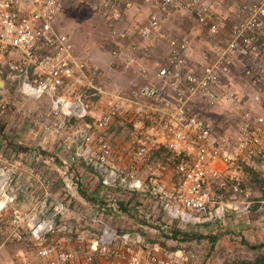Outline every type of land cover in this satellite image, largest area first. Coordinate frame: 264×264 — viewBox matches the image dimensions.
<instances>
[{
  "label": "built area",
  "instance_id": "1",
  "mask_svg": "<svg viewBox=\"0 0 264 264\" xmlns=\"http://www.w3.org/2000/svg\"><path fill=\"white\" fill-rule=\"evenodd\" d=\"M73 1L110 11L114 22L122 20L126 6L124 0ZM180 1L147 0L161 12L172 11ZM182 1L188 3L200 24L208 26L212 47L204 62L196 65L188 59L187 38L171 40L167 60L159 59L155 70L165 84L145 83L125 93L106 89L101 83L105 71L90 70L77 54L71 35L59 29L62 0H0V76L6 81L0 86V113L9 107L6 92L11 85H15V94L28 100L48 94L52 106L46 121L40 119L43 130L61 136L69 120H80V127L65 139L73 145L80 142L76 160L85 159L93 165L104 185L150 193L168 217L177 216L182 224L214 223L225 220L230 211L248 222L255 201L243 180L249 170L264 178V111L257 110L264 105V0H242L237 10L216 20L207 1ZM151 19L152 26L159 25L157 14ZM138 30L143 36L151 33L148 26ZM112 31L117 38L127 34L117 25ZM121 49L117 46L113 53L117 55ZM240 54L251 56L244 62L245 77L263 92L258 87L253 96L235 90L223 92L221 85L232 77ZM226 97L244 108L235 140L215 135L213 124L201 106L197 107L199 98L205 106L213 107ZM100 100L105 101L106 110L94 116ZM153 105L160 106L164 126L138 129L137 146L121 155L123 164L115 161L105 131L125 112L145 116ZM92 115L93 129L83 121ZM162 148L166 149L165 165L178 175L174 190L154 172L153 164L147 165L151 174H140V166ZM69 168L67 163L63 167L64 193L56 198L51 177L28 160L0 150V241L29 239L36 254V258L22 253L5 258L0 251V264H72L77 252L64 246L59 234L74 231L81 257L88 263L106 258L108 264H194L197 255L193 249L155 251L142 232L125 230L118 222L105 220L103 213H93L87 227L76 228L80 210L73 213V205L80 193ZM23 180L27 189L24 200L20 196ZM34 184L41 187V193L30 191ZM96 229L101 234L94 235Z\"/></svg>",
  "mask_w": 264,
  "mask_h": 264
},
{
  "label": "crops",
  "instance_id": "2",
  "mask_svg": "<svg viewBox=\"0 0 264 264\" xmlns=\"http://www.w3.org/2000/svg\"><path fill=\"white\" fill-rule=\"evenodd\" d=\"M73 3L70 4L69 2L64 3L63 5V13L58 17L57 26L60 29V24L64 25L65 23L61 21V18L64 14V10L66 8H79V7H87L94 10L91 12V16L88 17V21L92 24L93 27V35L89 34L86 36V41L90 39V46L85 47V51L82 52V48L80 46H75L77 54L82 58L85 59L89 65L90 70H94L100 68L105 70L106 77L104 78L102 84H104L105 88L110 91L119 90L125 93L130 92V90L135 87L145 83H157V84H165V81L160 80L156 77L155 70L157 68V61L159 59L167 60L168 52L170 48L171 40L177 39H185L187 38L189 41V48L187 50L188 59L193 64H202L204 62V56L207 51H209L212 47V44L208 37V26L200 24L196 18V25L195 27L198 28L193 29L190 31V24L185 27L187 30L182 29V21L185 19L183 14H179L178 12L172 13L170 12H161L159 8L147 2V0H124L126 2V6L124 7V15L120 22H117V27L119 26L121 30L127 33L128 38L125 39H118L116 36L113 35V31H110L111 42L118 43L120 45H124V48L121 49L122 52L117 54L115 58L111 55H108L107 52L105 53V43L103 47L93 46V43L97 40L94 33L95 26L100 25V29H104L102 26L101 21L98 19V16L109 15V19H112V14L110 11L103 10V9H94L92 6H81L76 4L73 0ZM70 1V2H71ZM104 0H100L102 2ZM207 1V0H205ZM209 1V0H208ZM232 0H210L209 4H212L213 16L214 20L225 17L232 11L231 2ZM63 3V0H62ZM103 3V2H102ZM129 3V4H127ZM177 7V6H175ZM236 8L235 10H237ZM153 14H157L159 16V25L152 26L151 25V18ZM77 19H80L79 15H74ZM187 19H185L186 21ZM184 21V22H185ZM189 21H187L188 23ZM104 23V22H103ZM186 23V22H185ZM114 24V21H113ZM112 26V23L110 24ZM139 26H148L151 30V33L147 36H143L139 33L138 27ZM113 29V28H112ZM83 28L76 27L75 31L77 33H81ZM84 31V30H83ZM71 35V32H69ZM72 38V36H71ZM127 41V42H125ZM107 47L109 41L106 40ZM149 54H147V51ZM134 54V57L131 56ZM251 59V56H245L244 54L237 55L235 60V69L233 72L232 77L225 80L226 82L221 85L223 92L224 90L230 89L229 87L234 86H243L245 93L248 96H253L257 93V89L259 88L257 85L251 83L246 77L244 73V62H248ZM240 81V82H239ZM243 81V82H242ZM247 84H246V83ZM258 87V88H257ZM260 89V88H259ZM262 91V89H260ZM263 92V91H262ZM264 93V92H263ZM16 94L10 93L9 99V107L4 113H0V119H4L6 121V127L4 128V133H0V150H3L7 153H11L12 155H16L23 160H28L33 165L37 166L41 172H43L46 176H49L53 180V196L59 197L64 193V185H63V173L62 169L64 165L67 163L69 166L71 164H77L76 160V148L80 146V142L73 144H69L63 135L57 136L52 134H47L42 126L41 121H46V114L50 113V109L52 106L51 98L48 97L49 103L39 107L37 105L36 108L44 109L46 112L43 111H35L36 114L29 113L26 117L24 112L26 109L23 105H21V100H16L13 98ZM19 95V94H17ZM16 95V96H17ZM42 99V98H41ZM28 100L32 103H40L41 100ZM264 99V98H263ZM224 101V98L219 99L218 103L213 106L215 111L211 110V112L204 114L207 119L213 124L215 135H226L234 140L237 138L238 134V127L233 125L231 119L239 120L243 115L244 108L242 106L240 110H238L239 115L235 112H228L226 116L229 117L228 121L230 123H225V112L220 107V103ZM149 104H153V102H147ZM204 100L203 98H199L197 101V107L201 106L202 112H205L203 109ZM260 105V104H259ZM153 109L149 110L147 115L136 116L134 115L133 111H127L124 114L118 116L112 126L105 131L103 134L106 140L110 143L113 149V159L120 164L123 162L120 160L122 154H127L131 152L137 145L135 144V136L138 133L137 130H146L151 128L152 126H157L159 128L164 126V121L162 120V111L159 109L160 106L153 105ZM218 106V109L217 107ZM258 106V105H257ZM209 107V106H208ZM211 107V106H210ZM33 108V107H31ZM257 108V107H256ZM13 109L15 113L13 112ZM106 110V105L104 100H100L97 107L93 111V115L101 114ZM259 111H264V105L260 108H257ZM28 111V110H27ZM22 113V114H21ZM19 114L20 117L18 120H15L14 115ZM93 115L90 117L91 122L88 119H84L85 123H88L89 127L93 129V122L94 117ZM39 116V119L36 117ZM74 122H78L79 126L75 127V130L78 129L81 125L80 120L78 119H71L67 123V126L64 128H68ZM34 130L33 128H36ZM63 130V131H64ZM74 130V131H75ZM73 131V132H74ZM63 133V132H62ZM71 135V134H70ZM10 141L13 144H16V147H11ZM36 153V154H35ZM35 154V156H34ZM152 154H155L157 157L158 162L162 172L160 173V177L164 184L170 189L174 190L178 182V175H176L175 169L165 165L166 159L163 157V152H157L155 150ZM162 156V158H161ZM32 157V158H31ZM85 161V159H84ZM87 165L90 163L85 161ZM143 165V164H142ZM92 166V165H91ZM124 166H128V162H124ZM221 167H223L221 165ZM81 172L87 170L89 173V168L86 169L83 166H80ZM142 166H140V174ZM144 173V171H142ZM252 173L248 171V174L243 180L244 186L248 188L253 184V180L251 179ZM26 181L23 180L20 184L21 188V199L24 200L26 197L27 189H25ZM58 183V185H57ZM253 188V187H252ZM249 189V188H248ZM30 191L41 193L42 189L37 184H34ZM80 199L83 205H85V210L89 213V217L92 216L93 210L85 201V199L81 196L77 197ZM77 199L75 201H77ZM258 201V200H257ZM77 209L79 210V206L74 204L73 205V212L76 214ZM151 209V206L148 208ZM148 210V211H149ZM150 212V211H149ZM148 212V213H149ZM79 213H83L80 210ZM147 213V216L149 214ZM80 215V214H79ZM78 215V216H79ZM87 216V215H86ZM233 213L232 211L229 212L227 218H232ZM106 217L107 221H112V223L119 221L117 224H123V221L120 218H112L110 215ZM103 216V218H105ZM226 219V218H225ZM223 220L217 221L214 223H206V224H215V223H222ZM124 225V224H123ZM225 225V224H223ZM220 225V226H223ZM231 226V224H228ZM125 227V226H124ZM125 230H133L136 232H142L144 237L147 239V243L149 245H154L153 248L155 251H163L164 247L159 244L158 242V230L154 227L150 226H143L139 225L133 221L130 222L129 226L125 227ZM97 232V233H96ZM101 234L100 230L94 232V235ZM7 244V243H6ZM6 244H2L0 241V251ZM182 247V245L180 246ZM70 248V247H69ZM195 251V250H194ZM2 252V251H1ZM199 257V256H198ZM107 260L106 258H98L95 261V264H105L104 261ZM77 259L72 263L75 264ZM107 264V263H106Z\"/></svg>",
  "mask_w": 264,
  "mask_h": 264
},
{
  "label": "rangeland",
  "instance_id": "3",
  "mask_svg": "<svg viewBox=\"0 0 264 264\" xmlns=\"http://www.w3.org/2000/svg\"><path fill=\"white\" fill-rule=\"evenodd\" d=\"M70 1L71 0H63V5L64 3H67V2L72 4L73 2L72 1L70 2ZM207 2L210 3V0L209 1L207 0ZM231 2L232 4L230 7H232V10H235L236 8L241 6L242 0H232ZM91 12H94V10L91 8H87V7L66 8L61 18V21H63L65 24L64 25L60 24V30L65 33L71 32L72 41L74 42L75 46L77 45V46L83 47L82 52L85 51L84 49L85 47H88L91 44L90 39L87 41L85 39L86 36H88L89 34L93 35L92 24L88 21V17L91 16ZM176 12H178L179 14H183L185 19H187L186 21L185 19L182 21L183 22L182 29L187 30V28L185 27H187L190 24L191 25L190 31L193 29H196V31L198 30V28L195 27L196 25L195 17L187 2H184L181 0L179 2V5H177V7H174V10L172 11V13H175V14ZM74 15H79L80 19H77ZM109 18H110L109 15H104V14L102 16H98V19L101 21L102 26H104V29H100V25L95 26L96 28H95L94 33H96L95 37L97 40L93 43V46L103 47V44L105 43V46H104L105 53L107 52L108 55H111L115 58L116 55L113 53V49L116 48L117 46H122V48H124V45L111 42L110 31L113 30L112 28L116 26L117 22H114L113 24L112 19H109ZM187 21L189 22L187 23ZM111 23H112V26H110ZM76 27L77 28L80 27L81 29L83 28L84 31L82 30L81 33H77L75 31ZM125 38H128L127 34L125 35V37L123 38L119 37L118 39L123 40ZM106 40L109 41L108 47H107ZM131 57L133 58L134 54ZM229 88L230 89L228 90H235L240 93H243V90H244L243 86H237V85L236 86L232 85ZM9 94L10 93L7 91L6 96L10 97ZM16 95L13 98H15L16 100H21L20 101L21 105L25 107L26 112H27V114L21 113L22 115H25L27 117L28 113L33 112V114H36L35 111L46 112V110L42 108L38 109L36 107L37 105L39 107H42L43 105L45 104L47 105L49 103L48 94L47 96L45 95L44 97H42V99L39 101L40 102L39 104L38 102L32 103L31 101H28L27 98H24L23 96H20V95H17V96ZM203 106H205L204 103H203ZM238 106H239L238 104H235L234 101H232L230 98L228 99L227 97L224 99L222 103H220V107L223 109V111H226L224 113L226 117L224 121L225 123H230V121H228L229 117L226 116V113L235 112L237 115H239L238 110H240L241 107H238ZM216 107L218 109V106ZM203 110L205 111L203 113L206 114V113L211 112V110L215 111V108L210 107V106L209 107L205 106ZM13 112L15 113L14 109H13ZM19 117H20L19 114H16V116L14 115L15 120H18ZM231 122L233 123V125L237 126V122H238L237 120L231 119ZM77 126H79V123L74 122L68 128H66L61 135H63V137L66 138L68 135H70L75 130V127ZM33 129L37 130V127ZM157 157L159 156L152 154L150 159L145 161L143 165H141L142 174H144L145 176L151 174L149 173V170L147 169L148 164L154 165V168H155L154 172L156 174H160L162 172V170H160L161 169L160 164L157 163L159 159V158L157 159ZM76 171H74L75 174H76ZM142 171H144V173ZM62 173H63V169H62ZM251 177H252L251 179L253 180V184L248 187L250 191V196L255 201V204L259 202L260 200L261 201H260L259 207L255 208V205H254V212H253V215L250 221L244 222L240 218L236 217V214L233 213V216L231 219L226 218L225 220H223L224 222L220 223V225L225 224L223 226H220L219 223L189 225V227L195 228L197 231L201 232L202 234L209 236L202 240H195L192 242H187L184 245H182V247L184 248L193 249V251L195 250L197 257L195 258L194 264H236L235 263L236 260L255 258V256L259 252H264V247L262 248L259 247V250L256 251V250H253L247 243H245V242H249L250 244L264 243V187L260 188L258 185V182L260 181V178H261L259 175L252 174ZM146 200L147 202H149L151 199L150 197H148ZM75 204L78 205L80 207L79 210H82L83 212L82 214L79 213L80 215L75 219V222H74L75 227L78 229L85 228L90 224L91 217H89V213L85 210V205L81 207L83 203L81 202L80 199H77ZM152 210L155 216L161 212V208L158 207L157 204L155 205L152 204ZM74 211L76 212L75 207H74ZM148 214L150 215V212ZM164 218H168V216L165 214ZM104 219L106 220V218ZM123 219L126 220V217H123ZM131 221L132 220H129V222L124 221V223L126 226H129ZM159 222H162V221L159 220ZM228 224H231V226ZM97 230L98 229H96V231ZM59 235H60L59 240L62 241L64 246L70 247L71 249L77 252V258H76L77 261L75 262V264H95V263H88L85 261L84 258L81 257V253L79 252L80 244L76 238V235H77L76 231H74V233L72 234H59ZM212 236H217V237L215 238V240H213L211 238ZM170 242H171L170 245L176 244V242H172V241ZM261 246H264V245H261ZM1 251H2V255L5 258L15 257L21 253L27 256L36 258V254L32 250L31 242L29 239H25L21 242H9L3 247ZM104 263L108 264V261L105 260Z\"/></svg>",
  "mask_w": 264,
  "mask_h": 264
},
{
  "label": "trees",
  "instance_id": "4",
  "mask_svg": "<svg viewBox=\"0 0 264 264\" xmlns=\"http://www.w3.org/2000/svg\"><path fill=\"white\" fill-rule=\"evenodd\" d=\"M211 6V4H209ZM212 11L213 7L211 6ZM10 92L14 93L15 85L9 86ZM75 119V118H74ZM91 122V118H87ZM6 127V121L0 119V133H4V128ZM11 147H16V144H13L10 141ZM164 153L165 148L157 150ZM160 156V154H159ZM86 161V160H85ZM84 159L76 161L77 164H71L69 171L77 180L79 186V193L91 207L93 213L104 214L105 216H111L112 218H120L123 220L122 226H125L124 221L132 220L133 222L143 226L154 227L158 230V242L164 248L175 250L181 245H184L187 242H192L195 240H202L209 236L202 234L197 231L195 228L189 227L187 224H182L180 219L177 216H169L164 218V212L161 206L157 203V198L151 195L150 193H143L140 189L135 191L124 190L119 185H109L106 186L102 182L101 175L96 170V168L91 164L87 165ZM80 166L89 168V173L87 170L82 171ZM77 170V171H76ZM76 171V174L74 173ZM254 175L257 173L249 170ZM244 185V184H243ZM259 187H264V178H260L258 182ZM150 197V201L147 202V198ZM260 200V199H259ZM261 201V200H260ZM260 201L255 204V208L260 206ZM152 204H157L161 208V212L156 216L153 213V210L148 208ZM150 211V215L147 216V213ZM126 217V220L123 219ZM162 221V222H159ZM217 236H212L211 238L215 240ZM170 241L176 242V244H171ZM247 243L253 250H259V247H264L262 244H250ZM236 264H264V252H259L255 258L251 259H239L235 261Z\"/></svg>",
  "mask_w": 264,
  "mask_h": 264
},
{
  "label": "water",
  "instance_id": "5",
  "mask_svg": "<svg viewBox=\"0 0 264 264\" xmlns=\"http://www.w3.org/2000/svg\"><path fill=\"white\" fill-rule=\"evenodd\" d=\"M5 83H6L5 79L2 76H0V86L4 87Z\"/></svg>",
  "mask_w": 264,
  "mask_h": 264
},
{
  "label": "clouds",
  "instance_id": "6",
  "mask_svg": "<svg viewBox=\"0 0 264 264\" xmlns=\"http://www.w3.org/2000/svg\"><path fill=\"white\" fill-rule=\"evenodd\" d=\"M114 29V28H113ZM242 185H243V183H242ZM191 225V224H190Z\"/></svg>",
  "mask_w": 264,
  "mask_h": 264
}]
</instances>
